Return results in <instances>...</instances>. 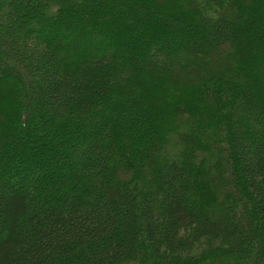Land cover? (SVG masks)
I'll list each match as a JSON object with an SVG mask.
<instances>
[{
	"label": "trees",
	"instance_id": "1",
	"mask_svg": "<svg viewBox=\"0 0 264 264\" xmlns=\"http://www.w3.org/2000/svg\"><path fill=\"white\" fill-rule=\"evenodd\" d=\"M0 264H264V0H0Z\"/></svg>",
	"mask_w": 264,
	"mask_h": 264
},
{
	"label": "rangeland",
	"instance_id": "2",
	"mask_svg": "<svg viewBox=\"0 0 264 264\" xmlns=\"http://www.w3.org/2000/svg\"><path fill=\"white\" fill-rule=\"evenodd\" d=\"M207 246H206V244H203V245H194L193 247H192V251H191V254H195V255H197V256H199L200 255V253H206L207 252Z\"/></svg>",
	"mask_w": 264,
	"mask_h": 264
}]
</instances>
